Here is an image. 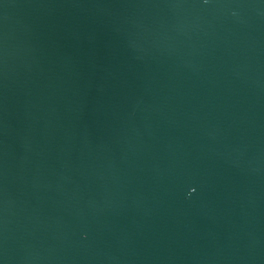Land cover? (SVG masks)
Listing matches in <instances>:
<instances>
[{"label":"water","instance_id":"water-1","mask_svg":"<svg viewBox=\"0 0 264 264\" xmlns=\"http://www.w3.org/2000/svg\"><path fill=\"white\" fill-rule=\"evenodd\" d=\"M0 264H264V0H0Z\"/></svg>","mask_w":264,"mask_h":264}]
</instances>
